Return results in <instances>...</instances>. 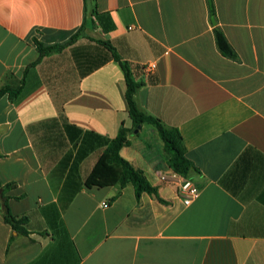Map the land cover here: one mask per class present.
I'll return each instance as SVG.
<instances>
[{"label":"crops","instance_id":"obj_1","mask_svg":"<svg viewBox=\"0 0 264 264\" xmlns=\"http://www.w3.org/2000/svg\"><path fill=\"white\" fill-rule=\"evenodd\" d=\"M214 5L239 61L218 50L207 0H0V90L25 76L15 101L0 98V182L14 184L10 211L29 232L0 213V264H264V0ZM86 12L114 29L87 27L31 66L35 40L66 44ZM97 41L142 84L138 108L181 133L200 190L191 205L147 123L121 155L161 200L131 183L85 186L105 149L95 135L132 128L125 73Z\"/></svg>","mask_w":264,"mask_h":264},{"label":"trees","instance_id":"obj_2","mask_svg":"<svg viewBox=\"0 0 264 264\" xmlns=\"http://www.w3.org/2000/svg\"><path fill=\"white\" fill-rule=\"evenodd\" d=\"M207 4L210 13V20L214 27V36L218 50L226 58L239 61L238 54L228 42L223 31L217 25L214 0H207ZM97 23L105 32L111 31L115 27L108 15L97 14L94 12L88 14L86 12L82 26L66 44L45 46L43 43L35 40L39 57L31 66L37 65L44 57L58 53L65 47L73 44L77 38L84 34V31L87 27L95 26ZM97 42L104 46L111 53L112 58L120 64L125 73L127 85L126 100L129 107V116L132 120V128L128 129L122 124L117 136L111 140L93 134L99 139L100 144L105 146V149L94 165L91 173L86 178L85 186L87 188H106L120 184L121 187H125L127 184L131 183L135 188L137 198H139L141 194L147 193L149 195L156 196L159 200H161L158 196L157 187L153 186L149 182L142 171L135 169L130 162L123 158L121 151L124 148L130 146V136L136 130H138L139 127L145 123L150 124L157 129L159 136L165 145V151L170 156L168 162L169 167L175 173L185 177L193 168V164L186 156V149L182 135L178 129L167 128L158 118L148 115L138 108L135 95L142 84L132 79L129 64L122 61L116 49L110 42ZM26 72L27 70L25 71V74ZM24 83L25 76L23 77L21 85L18 88L13 89L9 86L3 87L0 90V98L4 95H7L10 100L15 101L21 94ZM13 187L14 184L4 185L2 182H0V213L3 215L5 222L8 223L14 231L18 232L20 235L28 236L29 232L26 229L27 219L25 217H16L10 211V197L7 196V193Z\"/></svg>","mask_w":264,"mask_h":264},{"label":"built area","instance_id":"obj_3","mask_svg":"<svg viewBox=\"0 0 264 264\" xmlns=\"http://www.w3.org/2000/svg\"><path fill=\"white\" fill-rule=\"evenodd\" d=\"M144 68L147 72L153 73L157 66L155 63H149ZM161 179L166 180L167 178L162 176ZM172 179L178 185V194L185 206L191 205L200 196L199 188L188 178L173 172ZM108 206V204H104V207Z\"/></svg>","mask_w":264,"mask_h":264},{"label":"water","instance_id":"obj_4","mask_svg":"<svg viewBox=\"0 0 264 264\" xmlns=\"http://www.w3.org/2000/svg\"><path fill=\"white\" fill-rule=\"evenodd\" d=\"M139 129H140V127H139ZM139 129H138V130H139ZM138 130H136V131H135V133H137V132H138Z\"/></svg>","mask_w":264,"mask_h":264}]
</instances>
